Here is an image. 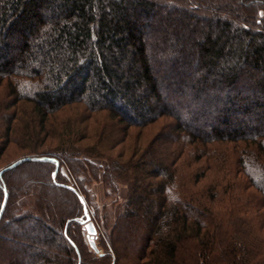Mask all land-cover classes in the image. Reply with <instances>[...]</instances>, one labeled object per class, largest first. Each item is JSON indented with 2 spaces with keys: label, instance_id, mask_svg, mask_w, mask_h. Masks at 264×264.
Segmentation results:
<instances>
[{
  "label": "trees",
  "instance_id": "trees-1",
  "mask_svg": "<svg viewBox=\"0 0 264 264\" xmlns=\"http://www.w3.org/2000/svg\"><path fill=\"white\" fill-rule=\"evenodd\" d=\"M3 84L0 163L25 108L27 131L69 107L81 126L106 117L93 151L0 169V264L87 263L73 157L108 197L126 189L117 214L96 212L101 264H264V0H0ZM193 156L207 170L185 178Z\"/></svg>",
  "mask_w": 264,
  "mask_h": 264
},
{
  "label": "rangeland",
  "instance_id": "rangeland-1",
  "mask_svg": "<svg viewBox=\"0 0 264 264\" xmlns=\"http://www.w3.org/2000/svg\"><path fill=\"white\" fill-rule=\"evenodd\" d=\"M8 90L5 84L1 85L0 87V100L8 102ZM27 111L28 109L25 108L20 113L21 114V120L16 123L15 130L13 133V142H11L2 158V161L0 163V169L12 164L13 162L19 160L20 158L24 156H33L31 152L34 150L39 151V154L37 155H43L45 153H63L66 149L75 148L78 151L82 150H88L93 151L95 144H97L98 141V127L95 124V120H101L102 122H105L106 115H97L94 117L93 120L87 121L85 125L81 126L80 123H78V118L80 117V114L85 115L84 110H79L77 107H69L65 110H63L60 113H57L56 115L52 116L50 118V121L47 123L44 129L42 128H35L30 131L28 130L27 126ZM80 124V125H79ZM165 123L164 121L160 122L159 125L152 126L150 128H147L142 134L141 141L143 143H147L149 139L152 138V136L156 133L157 129L161 126H163ZM108 134H112V131L108 132ZM139 135V129H132L130 131V139L127 142L126 145L119 146L115 153H119L122 150H124L127 147L133 146L136 142V137ZM29 136L33 137L32 142H27L26 140ZM113 136V135H112ZM120 136H118L119 139ZM70 138V139H68ZM73 140H75L73 142ZM106 146H111V144H108ZM130 152V151H128ZM114 153V154H115ZM35 155V156H37ZM198 153L195 155V158L197 157ZM128 153L126 154L125 158H127ZM199 156V155H198ZM188 157V156H186ZM201 157V156H200ZM195 158H193L189 161V164H185L183 167L184 171V177L186 178L188 173H194L197 168L200 170H207V160L205 158H202L201 161H196ZM66 156L60 157V160L63 164L61 168V174L65 175L66 178L70 180V182L76 184L74 182V175L70 172L69 167L70 162H75L76 169H78L79 172V179L83 182V186L85 189V194L89 202V214L91 216V220L96 225L97 229V235L95 240L97 243H99V236L102 235V227L100 225V222L96 219V212L98 211L100 214H104L107 211L112 212V214H117L119 208H121L122 204L125 201L126 198V189L120 188L116 194H113V196L108 197L109 193L107 192V188L105 184L100 181L98 177L94 179V175L91 174L89 171L86 170V168L82 167V162L86 160L84 157H73V160H69V165L65 162ZM93 162L96 164V166L100 170V174L103 173L102 169L105 165V162L102 161V159H95ZM36 167V168H35ZM84 168V170L82 169ZM45 167L44 166H29L26 170L22 171H29L30 174L32 173H39L40 171L44 172ZM19 172V171H18ZM32 172V173H31ZM201 172V171H200ZM206 173V172H205ZM22 175V172L19 173V177ZM17 176V175H15ZM216 176H219L218 173H215L213 171L206 173V178L202 181V186L207 187L211 184V182L214 180ZM233 176L235 177V172L233 173ZM24 179V176L22 177ZM72 180V181H71ZM20 181H23L20 178ZM119 198V203L114 204L116 200ZM85 215V214H84ZM85 226V225H83ZM83 241L85 244L88 243L87 238V232L83 233ZM87 246V245H86ZM90 246V245H89ZM91 248V247H90ZM100 248V247H99ZM92 249V248H91ZM93 250V249H92ZM90 255L85 254V260H87V263L84 264H101L100 254L106 253V251L103 248H100L99 252H92ZM111 252V250H110Z\"/></svg>",
  "mask_w": 264,
  "mask_h": 264
},
{
  "label": "water",
  "instance_id": "water-1",
  "mask_svg": "<svg viewBox=\"0 0 264 264\" xmlns=\"http://www.w3.org/2000/svg\"><path fill=\"white\" fill-rule=\"evenodd\" d=\"M30 160H32V161H39V162H55V160L54 159H51V158H45V157L30 158V157H27V158H21V159L15 161V162H13L10 166H8L4 170L14 169L17 166H19L22 162H24V161H30ZM56 164L58 166V163H56ZM54 174H56V172ZM70 188L77 193L80 201L84 204L85 219L83 221H81V222H82L83 225H85V229L87 231V238H88V241H89V245H90V247L95 252H99V249L97 248L96 240H95L96 235H97V229H96V226H95L94 222L91 220V216L89 214V211H88V208H87L86 203L84 201V198L74 188H72V187H70ZM7 201H8V194L5 195L4 200H3V203H2V206H1V210H0V220L2 218V215L4 213V210L6 208Z\"/></svg>",
  "mask_w": 264,
  "mask_h": 264
}]
</instances>
